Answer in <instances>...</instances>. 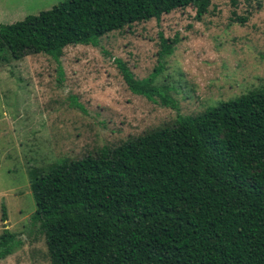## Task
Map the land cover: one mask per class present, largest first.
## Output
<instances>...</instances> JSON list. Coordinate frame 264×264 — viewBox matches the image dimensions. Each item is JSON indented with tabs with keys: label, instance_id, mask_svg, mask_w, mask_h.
I'll use <instances>...</instances> for the list:
<instances>
[{
	"label": "trees",
	"instance_id": "obj_1",
	"mask_svg": "<svg viewBox=\"0 0 264 264\" xmlns=\"http://www.w3.org/2000/svg\"><path fill=\"white\" fill-rule=\"evenodd\" d=\"M211 0H61L0 24V64L27 54L56 62L63 47ZM176 38L159 35V56ZM128 90L172 104L153 84L159 66ZM49 264H264V86L193 115L103 145L80 158L28 170ZM6 220L4 207L0 221ZM2 224L0 259L21 241Z\"/></svg>",
	"mask_w": 264,
	"mask_h": 264
},
{
	"label": "rangeland",
	"instance_id": "obj_2",
	"mask_svg": "<svg viewBox=\"0 0 264 264\" xmlns=\"http://www.w3.org/2000/svg\"><path fill=\"white\" fill-rule=\"evenodd\" d=\"M61 0H0V24L50 9ZM159 35L176 38L159 56ZM116 60L135 78L159 70L153 84L167 87L172 104L131 93ZM264 86V0H211L195 18L174 9L108 32L94 45L63 47L56 62L27 54L0 64V216L21 243L0 264H49L28 170L193 115L220 100ZM0 221V231L2 224Z\"/></svg>",
	"mask_w": 264,
	"mask_h": 264
}]
</instances>
